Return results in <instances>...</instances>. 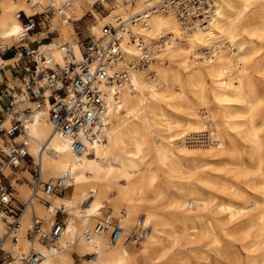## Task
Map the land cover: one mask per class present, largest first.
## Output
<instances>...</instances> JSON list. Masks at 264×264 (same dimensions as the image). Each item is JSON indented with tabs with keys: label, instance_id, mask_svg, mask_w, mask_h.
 Here are the masks:
<instances>
[{
	"label": "bare ground",
	"instance_id": "obj_1",
	"mask_svg": "<svg viewBox=\"0 0 264 264\" xmlns=\"http://www.w3.org/2000/svg\"><path fill=\"white\" fill-rule=\"evenodd\" d=\"M97 1L124 52L109 68L114 78L102 84L106 139L78 152L48 112L27 122L42 179L65 177L67 188L32 196L14 254L34 247L44 253L37 264H78L74 252L93 254L83 264H264V0H214L193 25L173 9H153L157 0H0V42L18 45L19 10L48 5L62 14H52L32 44L55 28L69 42L72 21ZM97 27L91 31L99 36ZM59 43L42 47L63 63ZM69 43L80 57V41ZM11 61L0 57V67ZM121 69L127 76L119 81ZM16 187L18 199L31 197L30 184ZM59 206L67 213L60 238L30 240L33 214L48 230ZM106 218L120 219L125 233L149 230L138 245L125 233L112 241L95 231Z\"/></svg>",
	"mask_w": 264,
	"mask_h": 264
},
{
	"label": "built area",
	"instance_id": "obj_2",
	"mask_svg": "<svg viewBox=\"0 0 264 264\" xmlns=\"http://www.w3.org/2000/svg\"><path fill=\"white\" fill-rule=\"evenodd\" d=\"M213 2L157 0L153 9L162 12L173 9L182 22L193 25L197 17L209 15ZM96 3L102 4L100 1ZM55 12L62 14L52 5L31 14L19 10L17 16L23 27L17 39L18 45L10 47L0 42V57L13 50L12 61L0 67V264L13 261L37 264L44 257V253L34 247L14 254L24 210L39 189L51 193L67 188L65 177L42 179L41 163L28 150L27 122L36 113L48 112L55 131L70 136L72 148L78 152L89 150L97 141H104L103 128L108 123L104 119L107 98L102 84L114 78L109 68L114 61L124 57L116 27L105 23L99 36L90 32L80 40V57L69 42L59 43L64 57L63 63L59 62L42 47L55 30H48V36L40 37L43 43L32 44L46 29L49 16ZM5 70L8 71L6 78L2 76ZM126 76L125 69L116 73L119 81ZM24 170H29L32 178L24 175ZM22 182H27L32 188L31 197L25 200L15 195L18 192L16 185ZM58 213L62 216L57 217L48 230L44 228L43 219L33 214L27 237L30 240L38 238L42 242L57 241L65 226V206H59ZM148 230L149 227L137 226L125 233L120 219L112 221L106 218L95 225V231L109 232L112 241H117L125 233V240L136 245L146 237ZM84 236L91 239L92 232L87 230ZM88 255L91 257L93 254Z\"/></svg>",
	"mask_w": 264,
	"mask_h": 264
},
{
	"label": "rangeland",
	"instance_id": "obj_3",
	"mask_svg": "<svg viewBox=\"0 0 264 264\" xmlns=\"http://www.w3.org/2000/svg\"><path fill=\"white\" fill-rule=\"evenodd\" d=\"M111 1L114 3V0H111ZM142 1H145V0H142ZM112 2L111 3L109 2L108 4H105V5L108 7H111ZM132 2H134V1H132ZM107 15H108V11L103 9L102 4H98V3L94 4L93 10L87 11L86 14L83 15L82 19H79L78 21L74 22V26H75L77 34H75L73 38H69L66 40L71 42V40H75V39L78 41L84 39L86 36H88L90 34V32H94V31H91V30H93V29H91V27L94 24L98 26L97 28H99V31H100L103 24L109 23L110 17ZM115 15H117V14H115ZM56 35H57V31H55L53 34H50V36H49L50 38H48V39H51L53 36H56ZM42 41H44V40H42ZM65 192H66V190L58 191L57 193L65 194ZM107 212H108V210L104 211V214H106ZM56 216L59 218L62 215L58 213V214H56ZM235 243H236V248L241 251L240 246L237 245L238 242L236 241ZM241 253H242V257H245L244 253L242 251H241ZM72 255H73L75 262L78 264H83L84 259H88L90 257L89 255L80 256L77 252H74Z\"/></svg>",
	"mask_w": 264,
	"mask_h": 264
},
{
	"label": "crops",
	"instance_id": "obj_4",
	"mask_svg": "<svg viewBox=\"0 0 264 264\" xmlns=\"http://www.w3.org/2000/svg\"><path fill=\"white\" fill-rule=\"evenodd\" d=\"M48 3H49V2H48ZM39 7H41V8L43 9V8H44V5L39 6ZM52 17H53V16H51V17L49 18V21H48L49 25H50V23H51V21H52ZM60 19H61L60 16H58V22L61 21ZM80 19H82V17H81ZM72 24H73V28H74V30H75V34H77L76 29H75V26H74V22H73V21H72ZM55 31H57V35H56V36H53L51 39H48V40H46V41H51V42H61V41H62V36H61V34L59 33V30H58L57 28H55ZM46 36H48V34H46ZM46 36H45V37H46ZM38 38H39V37H38ZM55 39H56V40H55ZM37 41H38V40L35 39V41H34L33 43H36ZM12 54H13V50H9V51H6L5 53H3L2 57H3V58H11ZM8 69H9V67H8ZM2 76H3L4 78H6V76H8V71H7V70H5V72L2 71ZM23 174L26 175L24 171H23ZM22 183H23V182H22ZM18 184H20V183H18Z\"/></svg>",
	"mask_w": 264,
	"mask_h": 264
}]
</instances>
